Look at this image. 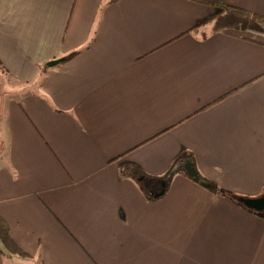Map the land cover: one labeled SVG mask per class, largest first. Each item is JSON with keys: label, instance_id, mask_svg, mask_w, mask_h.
Here are the masks:
<instances>
[{"label": "crops", "instance_id": "obj_1", "mask_svg": "<svg viewBox=\"0 0 264 264\" xmlns=\"http://www.w3.org/2000/svg\"><path fill=\"white\" fill-rule=\"evenodd\" d=\"M218 10L0 0V214L34 255L0 264H264L259 212L164 177L193 155L224 189L264 192V38Z\"/></svg>", "mask_w": 264, "mask_h": 264}, {"label": "trees", "instance_id": "obj_2", "mask_svg": "<svg viewBox=\"0 0 264 264\" xmlns=\"http://www.w3.org/2000/svg\"><path fill=\"white\" fill-rule=\"evenodd\" d=\"M201 2H206V3H212L214 4L219 10L217 11V14L223 12V11H231L235 15H237L240 18H251L254 20L259 27L264 26V15L254 13L252 11H249L245 8L242 7H237L229 4H223L221 0H198ZM78 51L71 52L70 54L66 55L62 61H66L73 57L75 54H77ZM1 65V63H0ZM49 70V65L48 63H44L43 66L40 68V75L41 77L44 76V74ZM192 163L193 167L195 169V172L197 173V177L192 176L188 171H187V164ZM182 173L189 179L193 180L197 184H200L201 186H204L207 190L217 194L221 195L224 197H227L249 209L255 210L259 212L263 217H264V209H255L251 208L246 204L247 198H251L249 196H244L241 194H238L233 191H229L224 189L219 183L209 179L208 177L204 176L198 167L195 164V159L193 155L191 157L187 156H181L177 159V161L174 163V165L170 168V170L165 174V178L170 181L176 174ZM264 194V192H263ZM260 195L261 196H263ZM0 242L2 243L3 246L0 245V254L5 255L8 258H11L13 256H18L26 260H31L34 258V255L25 251L13 238L10 230V226L6 219L0 214ZM38 264H42V262L39 260Z\"/></svg>", "mask_w": 264, "mask_h": 264}, {"label": "water", "instance_id": "obj_3", "mask_svg": "<svg viewBox=\"0 0 264 264\" xmlns=\"http://www.w3.org/2000/svg\"><path fill=\"white\" fill-rule=\"evenodd\" d=\"M62 60H63V58H59V59H56V60H52V61L48 62V65L49 66H54V65L60 63ZM186 167H187V171L192 176L197 177V173L195 172V169H194L192 163H188ZM245 200H246L245 201L246 204L248 206H250L251 208L264 209V194L261 197L260 196L259 197H255V198L251 197V198H247Z\"/></svg>", "mask_w": 264, "mask_h": 264}, {"label": "rangeland", "instance_id": "obj_4", "mask_svg": "<svg viewBox=\"0 0 264 264\" xmlns=\"http://www.w3.org/2000/svg\"><path fill=\"white\" fill-rule=\"evenodd\" d=\"M233 29H235V30L237 29L236 28V25L233 26ZM252 31H256L257 32L256 36H260L261 38H264V26L259 27L257 25V28L256 29L249 30L248 32L253 33ZM4 74H5V76H4ZM1 79H3V80H9V82H13V78H10L8 72L7 71L5 72V70L2 69V68H0V82H2ZM0 245L3 246L1 242H0Z\"/></svg>", "mask_w": 264, "mask_h": 264}]
</instances>
